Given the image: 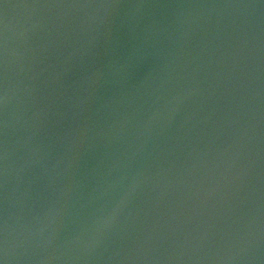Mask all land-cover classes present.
Returning a JSON list of instances; mask_svg holds the SVG:
<instances>
[{"label": "water", "instance_id": "obj_1", "mask_svg": "<svg viewBox=\"0 0 264 264\" xmlns=\"http://www.w3.org/2000/svg\"><path fill=\"white\" fill-rule=\"evenodd\" d=\"M0 35V259L6 222L8 264H264L262 0H0Z\"/></svg>", "mask_w": 264, "mask_h": 264}, {"label": "snow or ice", "instance_id": "obj_2", "mask_svg": "<svg viewBox=\"0 0 264 264\" xmlns=\"http://www.w3.org/2000/svg\"><path fill=\"white\" fill-rule=\"evenodd\" d=\"M264 2V0H262ZM37 6H41L40 4H35ZM43 6H59L55 3H45ZM70 6H78L76 4H72ZM4 31L6 33V26H4ZM3 50H4V37L0 35V59H2L3 55ZM3 65L0 64V67ZM5 108V89L2 85H0V113L3 112V109ZM5 121L2 117H0V136H2L5 133ZM5 151H6V145L3 143H0V162L5 160Z\"/></svg>", "mask_w": 264, "mask_h": 264}, {"label": "clouds", "instance_id": "obj_3", "mask_svg": "<svg viewBox=\"0 0 264 264\" xmlns=\"http://www.w3.org/2000/svg\"><path fill=\"white\" fill-rule=\"evenodd\" d=\"M100 7H107V5H100ZM5 70H7V65H5ZM7 105H8V91H7V87L5 86V109L7 108ZM6 130H7V120L5 121V133ZM5 160H7V150L5 151ZM47 227L49 226H45L40 229L41 235H43L46 232ZM6 234H7V223L5 222V240L3 245V256L2 259H0V264H8V260H9V246H8Z\"/></svg>", "mask_w": 264, "mask_h": 264}]
</instances>
